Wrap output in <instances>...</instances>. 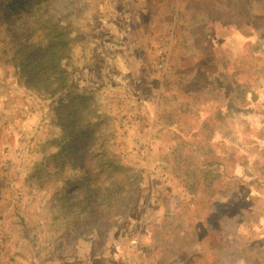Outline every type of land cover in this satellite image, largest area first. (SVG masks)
<instances>
[{"label": "rangeland", "instance_id": "1", "mask_svg": "<svg viewBox=\"0 0 264 264\" xmlns=\"http://www.w3.org/2000/svg\"><path fill=\"white\" fill-rule=\"evenodd\" d=\"M133 5L0 0V264H158L157 220L178 264H264V0L205 5L211 37L188 20L160 52L128 35ZM59 17L53 95L4 41L46 43L33 29Z\"/></svg>", "mask_w": 264, "mask_h": 264}, {"label": "crops", "instance_id": "2", "mask_svg": "<svg viewBox=\"0 0 264 264\" xmlns=\"http://www.w3.org/2000/svg\"><path fill=\"white\" fill-rule=\"evenodd\" d=\"M128 1L134 4L133 6H131V9L128 12V35L132 36V38L137 37L135 38L136 40L134 44H137L138 47L143 46V49L148 50L147 48L150 45H158V52L163 50L170 51L173 48L177 49L180 45H182L180 47L185 49L187 42L180 39V31L177 28L182 24V27L184 26V30H181V33H187L186 28L188 27V25L185 26L184 23H186L188 20L200 21L198 22L196 29L206 28L208 30V36L211 37V25L209 24V21L213 18L209 11L204 12L203 10L207 9L205 5L216 3L218 0ZM200 5H202V7ZM218 29H216V32H218ZM210 37L208 39H210ZM158 95H160V93H158ZM166 224V222L162 224L160 231L165 228ZM154 227L155 229H157L156 234L154 230L153 236L150 237L151 244H153V247L151 248L150 258L152 259V261H155L158 264H178L176 262L179 257L177 258V254L174 248L177 247L180 242L184 240V238L180 237L179 235L176 237L172 236L169 242L171 244L178 243V245H169L168 241L164 239L160 240V238H158L166 236L158 230V220L156 226L154 225ZM158 232L160 235H158ZM173 233L174 232H171L170 234ZM159 241L164 242L167 249H162V247L159 245Z\"/></svg>", "mask_w": 264, "mask_h": 264}, {"label": "trees", "instance_id": "3", "mask_svg": "<svg viewBox=\"0 0 264 264\" xmlns=\"http://www.w3.org/2000/svg\"><path fill=\"white\" fill-rule=\"evenodd\" d=\"M51 2V1H50ZM47 12L49 9L47 6L41 7L39 11ZM23 15L19 17L18 21L23 22L31 18V16ZM37 15V12L32 14ZM8 20L11 17L8 16ZM38 17H35V23ZM62 17H59L55 22L52 19L42 20L34 31H41L40 38L45 40L40 42H27L29 34H17L15 29L11 26L7 28L5 37L8 39L4 41L7 45L5 50H14L12 55V61L15 66L18 67L19 72L25 77L28 85H34L35 87L45 88V91L49 94H58L61 92L63 86H65L66 64L61 67L60 63L64 58H67L68 50L66 49L68 39L66 38V27H61ZM21 37H24L23 39ZM47 56L48 66H43L44 58ZM36 70V71H35ZM56 72L59 76L55 78V81H51L48 77L49 72ZM31 80H34V83ZM38 80V81H37ZM37 82V83H36ZM47 83V85H46ZM86 107V106H85Z\"/></svg>", "mask_w": 264, "mask_h": 264}, {"label": "built area", "instance_id": "4", "mask_svg": "<svg viewBox=\"0 0 264 264\" xmlns=\"http://www.w3.org/2000/svg\"><path fill=\"white\" fill-rule=\"evenodd\" d=\"M139 240H138V242H136V243H134L133 245H134V248H136L137 250H139ZM133 264H146L145 262H144V260H141V258L139 257V258H137L136 259V261L135 262H133Z\"/></svg>", "mask_w": 264, "mask_h": 264}]
</instances>
